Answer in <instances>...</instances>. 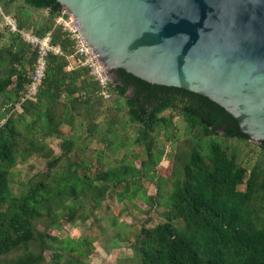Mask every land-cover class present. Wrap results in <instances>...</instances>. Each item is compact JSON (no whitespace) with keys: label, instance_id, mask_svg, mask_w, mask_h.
Instances as JSON below:
<instances>
[{"label":"trees","instance_id":"16d2710c","mask_svg":"<svg viewBox=\"0 0 264 264\" xmlns=\"http://www.w3.org/2000/svg\"><path fill=\"white\" fill-rule=\"evenodd\" d=\"M18 1L25 2L35 10L48 11L47 18L36 23L40 28L35 34L42 37L50 33L53 44L62 48V54L48 55L46 75L37 97L21 103L39 52L19 33L9 30L11 50L8 54H13L11 62L16 63V66L7 74L0 70V95L7 91L14 92L16 99L10 106L11 111L21 103L22 112L19 113L22 115L19 124L8 119L0 128V256L13 255L14 259H19L18 254L24 249L26 259H19L16 264H41L48 250L54 256L59 254L61 258L60 254L64 251H79L83 246L91 244L96 248L92 238L76 233L75 224L85 223L91 215H96L99 206H103L107 199L105 189L95 192L92 188L100 179L109 183L121 181V185L125 183L115 190L123 214L128 212V202H133L137 196H142L152 206L160 204L161 201L156 203L154 195H146L145 191L142 193L141 187L136 184L141 180L136 159H142L141 167H154L156 163L150 165L151 157L154 156L152 138L155 134L163 131L169 133L172 128H176L178 125L174 120L179 117L188 131L192 132L189 134L192 148L188 154L182 153L183 162L181 158L179 160L182 164H174L175 168L172 167L166 175L171 190L166 201L168 209L164 212L165 221L154 226L145 222L140 226L139 234L130 245L133 251L132 262L264 264V226H260L257 221L258 212L252 207L261 186L264 188V182L258 185L259 166L249 169L243 167L238 163L236 154H230L231 146L226 145V139L251 141L242 132L233 115L207 97L177 87L151 84L124 69L114 71L110 97L104 98L100 94L99 83L91 76L88 68L80 66L79 71L67 73L69 56L77 59L75 41L55 22L63 9L58 0H6L8 5ZM25 19L29 21L31 16ZM24 26L20 20L18 27L22 29ZM6 28L10 29L8 26ZM13 50L15 53H12ZM1 62H4L2 50ZM82 73L86 74L87 80L77 85ZM68 79L71 80L69 85ZM64 92L65 99L61 101ZM111 105L113 109L109 107ZM82 106L89 113L96 107V118L105 116L106 125H96L95 131H103L105 140L113 139L109 148L116 152L118 145L128 143V139L122 138L121 134L137 127L133 142L135 146L131 150L144 146L142 151L131 152L132 155L122 157L120 161L117 159L119 166L109 168L99 175L96 171L93 180L91 164L85 169L86 172L80 174L77 162L73 164L74 170L54 185L44 180L38 183L29 181L25 190L17 195L13 193L11 182L17 157L27 159L33 153L49 157L52 150L46 148L45 144L39 146L41 143L36 136L63 137L62 125L74 128ZM104 107L112 111L102 114L99 109L104 110ZM168 110L173 113L166 114ZM120 112H123L122 118ZM29 114L30 119H27ZM20 135L24 142L30 140L31 143V149L24 153L21 152L23 145L17 140ZM61 146L63 152L50 163L52 167L58 166L63 158H70L74 149L80 151L79 147L83 148L77 145L73 136L63 139ZM259 146L264 150V141H260ZM164 151H158L159 160ZM242 185L246 186L245 190L240 189ZM85 188L99 196L97 202L88 209L78 199V192ZM69 197L76 203L69 206L66 215L67 209L59 214L53 211L55 205L60 210ZM38 219L45 223L42 230L36 227ZM62 219L67 221L64 226L61 225ZM30 249H35L37 255Z\"/></svg>","mask_w":264,"mask_h":264},{"label":"water","instance_id":"95a60500","mask_svg":"<svg viewBox=\"0 0 264 264\" xmlns=\"http://www.w3.org/2000/svg\"><path fill=\"white\" fill-rule=\"evenodd\" d=\"M114 71L207 97L264 141V0H58ZM61 13V11L59 12Z\"/></svg>","mask_w":264,"mask_h":264},{"label":"rangeland","instance_id":"374dc122","mask_svg":"<svg viewBox=\"0 0 264 264\" xmlns=\"http://www.w3.org/2000/svg\"><path fill=\"white\" fill-rule=\"evenodd\" d=\"M6 3V5H5ZM4 15L12 17L14 16L17 24L19 26L20 20H22L23 25L22 29L28 30L34 33H37L40 26L36 23L41 22L43 19H46L48 16V11L44 10H35L23 1H18L14 4L8 5L6 0H0V50L4 51V62L0 63V70L2 73L7 74L12 67L16 66V63H12L13 54H8L11 50V39L10 32L11 29L4 26L5 20ZM31 16V20H26L28 16ZM19 20V21H18ZM43 22V21H42ZM20 28V27H19ZM12 53H15L14 50ZM67 73H72L74 71H79L80 65L77 63L74 57L69 56L68 58ZM68 67H70L68 69ZM87 80L86 74L82 73L77 80V85H81L84 81ZM71 80H67L69 85ZM9 90V89H8ZM66 93L64 92L61 97V101H64ZM78 94H75V96ZM16 99V94L11 91H7L4 95H0V128L8 119L15 121V124L20 123L22 109L19 106L14 108V111H11L10 106L13 101ZM112 103V102H111ZM19 104V103H18ZM17 104V105H18ZM112 108V105L109 106ZM104 107L102 114L106 111H112L110 108ZM58 109L61 108L60 105L57 106ZM85 106H82L79 109V114H81L76 121L75 127L72 128L70 125H62L61 131L63 137H58L56 135H48L46 137L42 135H37L36 138L39 140V143L45 144L46 148H50L52 153L49 157H44L40 154H31L27 159H22V157H17V164L14 168L13 179L11 182V188L13 193L16 195L25 190L29 181H45L49 185H54L67 177L66 175L70 173L71 170H74L73 164L78 162L79 173L83 174L85 169L91 164L93 170V176L91 179L96 178V171L99 175L101 172L108 170L120 165L117 159H120L126 156L132 155L134 152H141L144 146L137 147L136 150L132 151L134 134H137V127L133 130L130 129L126 133H122V138L128 139V143L124 146L118 145V149L115 150L109 148V145L114 141L113 139H106L102 136L103 131H95L96 125L104 127L106 125L105 116L96 118V107L92 111L87 112ZM61 112V110H57ZM105 111V112H104ZM166 114L173 113L168 110ZM120 117L122 118L123 112H120ZM27 119H30V114L27 115ZM76 120V119H75ZM175 123L178 125L176 128H172L168 133L163 131L162 133L155 134L152 138L153 141V157H151V164L156 163V166H146L141 167L140 163L142 159H136V165L141 171L140 181L136 184L141 187L142 193L146 195H154L156 203L161 201L160 204L152 206V204L145 202L142 196H137L133 202H128L127 205L128 212L123 214L121 212L119 201L115 195V190L123 187L121 181H105L103 179L97 180L94 186L92 187L95 192L98 189H105L106 191V200L103 202L102 208L99 206L98 212L96 215H91V218L88 219L85 223L79 222L75 224L76 233H81L82 236L92 238L94 244L97 245L96 248L91 245L83 246L79 251H64L61 252V258L59 254H55L48 250L49 252L45 253L44 260L41 264H135L133 260V251L131 244L134 241V237L139 234L140 226L143 223H147L149 226H154L158 223L164 222V212L168 209L166 204L167 199L170 194V183L166 181V178L171 172L172 167L175 168L174 164H182L183 157L182 154H188L192 148V141L189 134L191 131H188L187 126L181 122V118H175ZM21 130L22 128L19 127ZM75 137L77 140V145L83 146L79 147L81 150L74 149L70 153V158H63L58 166L52 167L50 163L55 160L59 155L62 154V143L63 139H70ZM170 137V138H169ZM18 142L20 145H23L21 152H26L31 143L23 141L22 135L18 137ZM226 145L231 146L230 154L235 153L238 163L247 167L248 169L252 166H259V176H258V185H262L264 182V150L259 146L258 143L254 141H234V140H225ZM165 150L164 154L161 156V159H158V151ZM171 151V152H170ZM132 152V153H131ZM22 153V154H23ZM146 157V155H145ZM102 159V160H101ZM149 160V159H148ZM81 163V166L79 165ZM96 164V167L93 165ZM83 165L84 168H83ZM96 168V170H95ZM168 171L165 173V171ZM170 170V171H169ZM90 173V171H87ZM71 179V177H69ZM127 185V184H126ZM133 185V183L131 184ZM97 188V189H95ZM107 188V189H106ZM240 189L245 190L246 186H240ZM92 191H89L87 188L79 191L78 199L83 202L85 209L93 206L99 198V196ZM99 193V192H98ZM141 194V193H140ZM76 201L73 198H67L64 202V206L59 210L55 205L53 211H58L57 213H63L65 209V214L68 212L69 206L75 204ZM252 207L258 212V219L260 226H264V188L261 186V189L258 191L255 200L252 202ZM81 211V210H78ZM149 219L146 221V219ZM79 219V218H78ZM41 219L36 221V227H39L40 230L45 228V223ZM67 221L62 219L61 225L64 226ZM126 224V225H125ZM130 224V226L128 225ZM50 230H53L50 229ZM65 232V230H64ZM80 235V236H81ZM35 255H37L35 249H30ZM18 256L19 259H26L27 255L24 256V249L20 250ZM19 259H14L13 255L0 256V264H16ZM13 261V262H12Z\"/></svg>","mask_w":264,"mask_h":264},{"label":"built area","instance_id":"2783aa9c","mask_svg":"<svg viewBox=\"0 0 264 264\" xmlns=\"http://www.w3.org/2000/svg\"><path fill=\"white\" fill-rule=\"evenodd\" d=\"M5 25L11 29L13 33H19L21 37L32 46L38 48V59L36 61L34 72L31 75L30 84L27 91L21 98V103L28 100H34L37 97L40 86L46 75L47 57L49 54L60 55L62 48L52 42L50 33L45 36H38L34 32L22 30L18 27L17 21L12 16L4 15ZM56 24L61 26L66 31L71 39L75 41V57L80 66L90 70L91 76L99 83L101 87L100 94L104 98L110 97L111 81L106 74V68L99 54L92 50L88 42L79 32V27L73 15L67 13L63 9L56 17ZM70 67H68L69 69ZM19 103L17 106H21Z\"/></svg>","mask_w":264,"mask_h":264}]
</instances>
